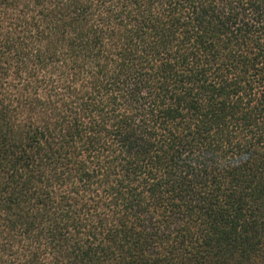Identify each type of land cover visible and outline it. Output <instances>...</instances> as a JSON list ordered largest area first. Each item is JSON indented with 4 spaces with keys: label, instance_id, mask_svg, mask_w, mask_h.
<instances>
[{
    "label": "trees",
    "instance_id": "1",
    "mask_svg": "<svg viewBox=\"0 0 264 264\" xmlns=\"http://www.w3.org/2000/svg\"><path fill=\"white\" fill-rule=\"evenodd\" d=\"M0 264H264V0H0Z\"/></svg>",
    "mask_w": 264,
    "mask_h": 264
}]
</instances>
